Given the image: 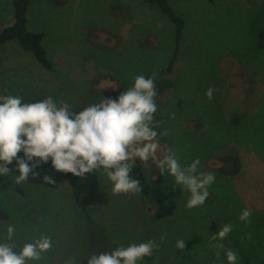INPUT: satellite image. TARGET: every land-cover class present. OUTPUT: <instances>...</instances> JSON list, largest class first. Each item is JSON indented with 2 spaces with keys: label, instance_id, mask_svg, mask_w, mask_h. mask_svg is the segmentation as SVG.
<instances>
[{
  "label": "rangeland",
  "instance_id": "obj_1",
  "mask_svg": "<svg viewBox=\"0 0 264 264\" xmlns=\"http://www.w3.org/2000/svg\"><path fill=\"white\" fill-rule=\"evenodd\" d=\"M168 1L185 20L180 42L175 24L149 0H30L28 29L44 34L52 68L16 40L0 46V95L23 102L52 96L75 112L98 102L101 79L117 87L113 99L137 75L153 77L156 87L176 55L167 77L173 87L156 99L157 130L167 132L158 155L173 147L182 164L199 157L200 170L215 174L205 204L192 209L185 206L190 193L151 161L137 160L130 173L140 194H113L101 173L79 176L85 205L50 159L20 185L4 177L0 232L15 225L18 249L42 232L52 236L39 264H87L92 251L160 237L155 257L140 264H227L223 250L217 256L210 246L226 223L233 231L222 243L240 264L264 263V0ZM13 23V0H0V31ZM245 208L250 223L239 220ZM177 239L185 240L184 251Z\"/></svg>",
  "mask_w": 264,
  "mask_h": 264
},
{
  "label": "clouds",
  "instance_id": "obj_2",
  "mask_svg": "<svg viewBox=\"0 0 264 264\" xmlns=\"http://www.w3.org/2000/svg\"><path fill=\"white\" fill-rule=\"evenodd\" d=\"M213 91L207 90L209 99ZM156 97L154 78L143 75H137L132 86L116 98L97 97L98 102L79 112L58 104L52 96L23 102L20 96L0 95V177H14L20 185L30 173L38 175L36 170L50 159L58 171L80 177L90 172L103 174L113 194H140V181L130 173L137 160L141 164L151 161L160 175L171 176L174 186L190 193L185 205L188 209L204 205L215 174L200 170L199 157L182 164L173 147L158 155L159 137L167 132L157 130ZM13 162L15 166L10 168ZM44 179L52 182L47 175ZM250 216L251 210L245 208L239 220L250 223ZM232 231V224H224L211 237L210 246L218 250L217 256L223 250L227 264H240L238 253L222 243ZM163 240L160 237L159 241L148 239L92 251L86 256L87 264H140L145 257H155ZM53 244V237L42 232L18 249L16 227L9 224L0 232V264H39ZM175 248L184 251L185 240L177 239Z\"/></svg>",
  "mask_w": 264,
  "mask_h": 264
},
{
  "label": "trees",
  "instance_id": "obj_3",
  "mask_svg": "<svg viewBox=\"0 0 264 264\" xmlns=\"http://www.w3.org/2000/svg\"><path fill=\"white\" fill-rule=\"evenodd\" d=\"M149 2L156 3L162 8L163 12L168 15L171 21L176 26V39L178 42L181 41L184 28L185 20L183 17L177 15L173 8L170 6L168 0H149ZM30 5V0H13V10H14V23L6 26L0 31V46L8 43L9 41L16 40L26 51L33 53L35 58L45 67L52 68V62L49 59L48 52L43 45V33H36L28 29V8ZM260 47H264V29L260 33ZM176 55L172 58L171 64L164 70V72H171L173 69L174 62L176 60ZM171 82L167 83L166 88L171 87ZM165 88V89H166ZM162 91L157 95L160 99ZM244 119V114H233V122L239 124L240 121ZM19 155H22L20 153ZM13 162L12 165H14ZM12 165H9L11 167ZM64 177L70 182L73 195L78 203L85 205L86 197L84 191V184L79 176H76L70 172H63ZM4 177H0V188ZM6 212L0 209V218H6ZM264 264V263H258Z\"/></svg>",
  "mask_w": 264,
  "mask_h": 264
},
{
  "label": "flooded vegetation",
  "instance_id": "obj_4",
  "mask_svg": "<svg viewBox=\"0 0 264 264\" xmlns=\"http://www.w3.org/2000/svg\"><path fill=\"white\" fill-rule=\"evenodd\" d=\"M172 71L171 72H162V78L165 76L166 78L163 80H159L160 82L156 83V90H157V95L162 91V95L161 98L164 96V94L171 88L173 87V82L168 79V76H171ZM162 82V83H161ZM171 82V87L166 88L167 83ZM166 88V89H165ZM97 89L99 92H95V96L100 97V96H104V97H109L111 96V94L117 90V87L115 85H112L106 81H103L102 79L99 81V83L97 84ZM94 97V96H93ZM156 99L160 100L158 97H156ZM163 146V145H161Z\"/></svg>",
  "mask_w": 264,
  "mask_h": 264
}]
</instances>
